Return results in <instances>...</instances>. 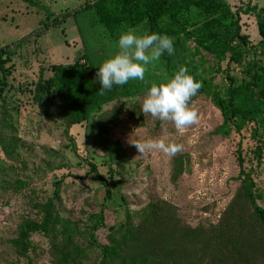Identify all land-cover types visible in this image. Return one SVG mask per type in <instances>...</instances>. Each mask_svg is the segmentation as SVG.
Instances as JSON below:
<instances>
[{
    "label": "trees",
    "instance_id": "16d2710c",
    "mask_svg": "<svg viewBox=\"0 0 264 264\" xmlns=\"http://www.w3.org/2000/svg\"><path fill=\"white\" fill-rule=\"evenodd\" d=\"M23 1L48 7L41 0ZM242 13L255 16L261 37L257 44L243 32ZM80 14H86L88 22L83 25L76 20L83 49L80 58L67 65H45L39 38L49 28ZM127 27L138 33L148 30L168 35L174 52L171 56L164 53L147 66L144 80L100 90L97 67L116 51L119 32ZM16 60L26 70L37 62L39 71L35 78L25 75L10 96L6 89L11 86ZM181 66L200 83L197 95L210 97L221 111L224 135L248 132L251 140L247 145L243 138L233 143L239 170L235 179L240 187L218 224L206 229L202 243L197 244L194 228L183 225L168 204L151 198L140 209H132L130 188L121 180L109 183L92 157L81 160L89 168L86 174L78 177L62 172L52 177L49 189H39L27 177L12 173L22 163L17 153L19 141L13 138L0 149V161H12L7 166L13 177H2L0 184L4 191L13 190L17 195L29 189L25 194L29 210L20 214L15 235L8 240L14 258L0 260V264H42L39 261L46 251L49 264H264V189L253 177L263 158L264 6L248 3L234 10L228 0H86L58 15L50 11L32 32L0 44V124L16 133L23 108L36 106L41 114L65 124L72 141L70 149L77 153L70 128L82 124L88 128L94 120L98 123L95 145L108 157L110 175L121 174L126 165L124 151L118 140L109 137L108 126L121 108L110 114L106 107L116 101L135 100L146 93L157 73L166 72L170 77ZM216 74L223 76L221 83L214 81ZM175 162L179 178L186 161L180 156ZM92 173L105 190L101 210L89 213L84 220L73 219L61 208L63 185L70 176L84 179ZM109 205L119 207L116 212L122 215L113 225L105 223ZM99 233H105L104 241ZM35 236L46 239L47 250L41 245L45 240L36 242Z\"/></svg>",
    "mask_w": 264,
    "mask_h": 264
},
{
    "label": "rangeland",
    "instance_id": "374dc122",
    "mask_svg": "<svg viewBox=\"0 0 264 264\" xmlns=\"http://www.w3.org/2000/svg\"><path fill=\"white\" fill-rule=\"evenodd\" d=\"M41 1L48 6L46 9L31 6L23 0H0V44L13 42L32 32L39 26L40 21L47 17L48 12L52 11L58 15L80 7L86 0ZM228 1L234 10L239 7L245 8L248 3L264 6V0ZM86 16L80 14L76 19L70 16L63 23L49 28L39 38L45 49L44 55L40 56L42 61L44 59L47 61L45 65L50 66L53 63L67 65L80 58L83 49L76 20L86 25L88 24ZM241 18L243 32L249 36L253 44H257L261 37L255 16L242 13ZM87 33L86 30V35ZM208 57L211 59L209 55ZM19 63V60L15 61L14 72L9 78L11 86L6 89V93L10 96L15 93L19 81L27 78L26 76L35 78L38 75L37 62L33 63L31 70L23 69ZM214 77L216 83H221L223 77L221 74ZM167 78L169 75L166 72L160 75L157 73L153 83L159 84ZM143 96L120 103L116 101L106 107L110 114L116 107L121 108L120 113L111 118L113 124H108L109 137L118 140L124 151L126 165L120 169L123 171L121 174L110 175V161L95 145L94 136L98 131L96 121L93 120L88 128L86 124L70 128L69 134L74 138L77 147V153H74L70 149L72 141L66 135L65 124L61 120L41 114L36 106L28 104L18 117L16 133L11 131L12 127L0 124V149L2 144L9 143L13 138L17 139L19 141L17 153L22 160V163L18 164L20 166L14 164L17 165L15 171L7 166L11 160L0 161V179L4 176L13 177L16 172L27 177L26 179L31 180L39 189L45 187L49 189L52 177L56 174L67 171L78 177L86 174L89 168L85 163L82 165L81 160L92 157L97 163L98 171L109 183L121 180L130 188L128 198L132 209H140L151 198L162 205L172 206L182 224L194 228L192 236L200 245L206 237V229L218 224L237 195L240 181L235 179L239 170L233 143L243 138L244 144L247 145L251 141L250 135L248 132L241 135L236 132H232L230 136L224 135L222 113L211 98L204 94H196L190 98L189 107L197 112V121L181 130H177L170 121L161 122L149 114L142 113ZM56 108L57 106L54 107ZM108 117L105 116L106 119ZM14 118L17 120V117ZM260 132L263 158L260 165L255 167L253 177L258 186L264 189V123L260 126ZM147 139H162L165 143L180 144L182 150L174 155L155 149L139 154L134 143ZM180 156L186 161L184 164L186 169L179 178H176L175 161ZM60 165L66 167L59 168ZM8 168L12 169L13 174L11 171L8 172ZM28 192L29 189L17 195L13 190L4 191L0 184L1 261L14 258L8 240L15 235L20 214L29 210L25 195ZM104 195L105 190L100 187V182L93 173L84 179L70 176L62 188L61 208L73 219L84 220L89 213L101 210ZM116 209L120 210L119 207L114 208L112 205L105 209L106 225L119 222L122 215L116 212ZM98 237L104 241L105 233H99ZM42 238L34 237L36 242H41ZM44 240L46 243L42 241L41 245L47 250L48 243L46 239ZM39 263L49 264L47 251Z\"/></svg>",
    "mask_w": 264,
    "mask_h": 264
},
{
    "label": "clouds",
    "instance_id": "9594fccd",
    "mask_svg": "<svg viewBox=\"0 0 264 264\" xmlns=\"http://www.w3.org/2000/svg\"><path fill=\"white\" fill-rule=\"evenodd\" d=\"M115 48L116 51L97 67L96 80L100 90H111L130 80H144L147 66L159 61L164 53L171 56L174 52L173 41L168 35L148 30L138 33L133 27L119 32ZM200 87V83L181 66L163 82L151 84L143 96L141 112L161 122L170 121L177 130L193 125L197 121V112L188 102ZM134 146L139 154L155 149L174 155L182 150V145L165 143L162 139H147Z\"/></svg>",
    "mask_w": 264,
    "mask_h": 264
}]
</instances>
